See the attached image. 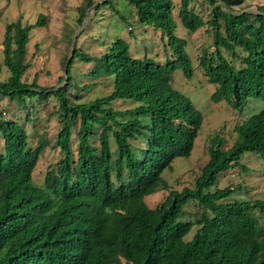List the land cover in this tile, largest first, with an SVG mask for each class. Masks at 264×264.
Returning a JSON list of instances; mask_svg holds the SVG:
<instances>
[{
    "label": "trees",
    "instance_id": "obj_1",
    "mask_svg": "<svg viewBox=\"0 0 264 264\" xmlns=\"http://www.w3.org/2000/svg\"><path fill=\"white\" fill-rule=\"evenodd\" d=\"M191 1L179 0L177 20L187 33L204 26L211 32L213 50L202 51L197 63L214 86L210 101L225 102L235 112L251 98L264 103V6L255 13H234L231 9L245 0H220L222 7L205 0L209 12L203 21ZM122 2L139 26L165 39L169 59L160 64L133 58L119 38L98 57L77 54L73 41L63 75L43 87L35 77L25 81L24 72L29 32L42 27L45 18L38 15L32 24L16 18L3 28L0 74L4 68L8 75L0 80V264H264V197L221 202L237 186L211 189L226 170L243 169L244 153L264 157V106L234 126L228 148L220 136L210 137L207 161L193 185L169 190L160 174L174 158L189 156L202 122L170 84L177 69L190 77V58L185 41L175 35L172 0ZM102 7L115 10L113 0H80L77 25L87 10ZM75 57L93 63L88 77L109 80L108 94L88 102L69 94L68 70ZM49 99L56 104L58 124L51 148L60 158L36 184L32 172L49 142L42 133L31 146L22 123L30 122L34 102ZM114 101L136 105L119 110ZM159 191L166 193L148 208L145 198ZM189 201L201 209L194 221L184 219Z\"/></svg>",
    "mask_w": 264,
    "mask_h": 264
},
{
    "label": "rangeland",
    "instance_id": "obj_2",
    "mask_svg": "<svg viewBox=\"0 0 264 264\" xmlns=\"http://www.w3.org/2000/svg\"><path fill=\"white\" fill-rule=\"evenodd\" d=\"M102 0H95L100 3ZM80 0H0V51L5 24L20 18L23 24H32L38 15L45 18L42 27L30 30L26 44V61L29 68L24 72V80L28 83L36 78L39 86L48 87L55 84L58 77L63 75L62 62L69 56L71 42L75 41L77 54L98 57L114 41L122 39L128 44L129 54L136 59L148 58L155 63H163L171 56V51L166 48L165 39L159 32L149 27H141L135 22L131 11L122 0H113L115 10L102 7L95 13L89 9L85 12L82 25L76 22V8ZM173 17L176 23L175 35L185 41V51L190 58L192 72L190 77L183 76L180 69L171 74V87L188 98L193 107L201 114L202 122L193 141L192 149L188 157L174 158L169 168L164 169L160 177L166 182L169 190L179 192L182 188H190L194 179L198 176L200 168L207 161V140L218 135L224 140L223 148H228L235 138L233 128L239 125L252 114L257 113L264 103L260 100L249 99L245 107L235 112L225 102L212 103L209 99L214 86L206 81L202 71L197 66L202 51L213 50L211 32L204 26L194 33H187L177 20L179 0H172ZM215 4L222 7L220 0ZM257 6H264V0H245L239 7H233L234 13L243 10L255 13ZM190 7L203 21L208 19L209 9L205 0H192ZM225 10V9H224ZM128 19L127 24L120 20V14ZM130 28V31H128ZM80 33L79 31L82 30ZM222 55L237 65V61L230 58L229 53L221 51ZM79 56V55H77ZM1 59V53H0ZM93 67V63L80 62L74 58L68 70L71 87L69 94H79V102H88L94 98L102 97L111 90L108 79L101 75L90 78L87 73ZM5 71V72H4ZM8 72L2 68L0 80H4ZM86 86L83 90L76 87ZM79 91V93H78ZM5 100H7L5 98ZM4 100V101H5ZM71 100L72 97H71ZM36 111L28 112L30 122L23 121L22 126L28 132L29 143L34 145L35 138L46 134L48 149L37 160L32 172V180L41 184L43 176L49 166L60 158L58 149L51 148L54 144L55 134L58 129L56 104L52 99L45 102H34ZM30 104V103H29ZM136 103L131 101H114L112 106L120 109L134 107ZM12 107V110H14ZM22 109V108H21ZM12 114H16L13 111ZM10 116V115H9ZM74 131V129H73ZM134 146H142L133 142ZM72 151L75 148V139L71 140ZM113 150V144L110 143ZM243 169H228L216 178V183L211 189H222L231 186L237 189L229 194L221 202L253 201L264 197V157L255 153H244L240 158ZM165 191H159L149 195L144 200L148 208H153L165 195ZM184 219L194 221L199 217L201 209L191 201L184 206Z\"/></svg>",
    "mask_w": 264,
    "mask_h": 264
},
{
    "label": "water",
    "instance_id": "obj_3",
    "mask_svg": "<svg viewBox=\"0 0 264 264\" xmlns=\"http://www.w3.org/2000/svg\"><path fill=\"white\" fill-rule=\"evenodd\" d=\"M73 48V41L71 42V49ZM70 56H71V53H70Z\"/></svg>",
    "mask_w": 264,
    "mask_h": 264
}]
</instances>
